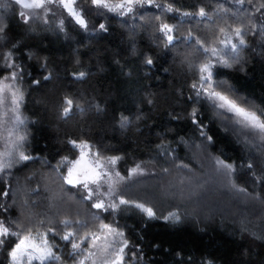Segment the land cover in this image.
Listing matches in <instances>:
<instances>
[{
    "label": "trees",
    "instance_id": "obj_1",
    "mask_svg": "<svg viewBox=\"0 0 264 264\" xmlns=\"http://www.w3.org/2000/svg\"><path fill=\"white\" fill-rule=\"evenodd\" d=\"M259 2L264 0H253ZM168 4L173 11H166ZM79 5L91 11L89 29L96 33L66 14L63 25L38 16L23 21L17 4L0 0V57L11 52L19 65L26 150L33 157L0 174V193H8L0 196L7 209L0 210V219L17 220L33 235L54 229L47 240L59 259L44 264H78L88 252L92 255L85 264H103L105 246L119 248L123 239L128 240L123 264H264V139L235 123L232 113L218 115L192 88L198 79L195 66L211 59L195 38L213 47L224 36L220 28L227 33L241 27L244 44L224 54L230 66L216 67L213 85L245 106L264 108V9L256 12L247 0L243 6L235 0H152L132 16L117 17L92 11L89 0H79ZM200 8L206 17L183 15ZM161 23L174 26L171 44L161 39ZM101 24L105 27L100 30ZM189 31L194 39H188ZM146 58L153 63L147 64ZM11 71L0 59V77ZM80 72L85 75L79 77ZM66 98L73 105L64 116ZM70 139L87 141L101 157H120L125 175L164 150L199 142L233 165L236 189L254 205L237 218L206 213L187 217L178 211L176 221L163 219L174 212L170 208H155L159 218H149L132 205L99 212L82 198L81 188L61 179L66 170L59 162L79 156ZM94 213L99 220L93 219ZM64 219L88 226L81 229L73 223L65 229L60 223ZM100 223L112 231L99 233L96 247L83 241L82 254L60 238L65 231H96ZM17 242L9 236L0 246V264H13L10 252Z\"/></svg>",
    "mask_w": 264,
    "mask_h": 264
},
{
    "label": "snow or ice",
    "instance_id": "obj_2",
    "mask_svg": "<svg viewBox=\"0 0 264 264\" xmlns=\"http://www.w3.org/2000/svg\"><path fill=\"white\" fill-rule=\"evenodd\" d=\"M90 4L96 9H108L109 11H117L123 9L121 15L130 13L133 11L134 5H143L151 3L152 0H124V2L119 4H112L110 0H89ZM246 0H235V3L243 6ZM18 5H21L23 9H44L49 11L47 5H55L57 7L66 9L68 13L75 17L76 22L81 24L84 27H87L86 21L84 20L81 12L83 9H79L76 6V0H16ZM83 3V0H81ZM249 5H252L256 12L264 9V2H259L253 4V0H247ZM157 8L162 7L160 4L155 5ZM166 11H173L172 5L168 4ZM22 17H25V20L28 18V14L24 11L19 13ZM184 16H200L206 17L208 14L205 12L204 8H200L196 13H183ZM63 25V21L60 22ZM101 29H104V25H100ZM158 30L163 33L161 39H165L167 44H171L174 40L173 32L174 26L167 23H161L158 25ZM4 31V26L0 25V32ZM219 31L225 33L224 28H220ZM232 32L236 37L239 38V43H244V30L241 27H235L232 29ZM188 39H194L191 31L187 34ZM195 42L201 46L204 52L211 53V56L218 57V62L228 65V61L223 58L221 52L216 47L206 46L204 41L195 38ZM221 44L230 45L231 49L234 51L237 47L235 43H231L230 39L221 40ZM8 68L13 69L8 76L0 77V138H3L7 143H11L16 150V160L18 161H28L33 159L32 156L25 154V151L22 150L23 145L26 143L27 133L26 131H21L20 126L24 125L25 121L19 114V106L23 99L22 93H19V89H13L11 83H4L5 81H15L18 75L17 69L19 65L15 64L12 59V53L8 52L3 57H0ZM145 62L147 64H152L153 61L151 58H146ZM212 61L210 59L205 60L204 62L196 65L198 79L195 83L192 84V88L197 89L196 95H206L214 105L218 108L225 109L228 112L233 113L235 118V123L243 126L246 129L251 130L255 134H258L262 139H264V108L256 109L250 106H245V103L239 102L238 98L233 97L228 94V91H218L217 86L213 85L212 82ZM84 72L79 73V77H83ZM62 114L67 116L71 111L73 101L72 99H65L63 101ZM11 114V115H10ZM195 116V112L192 113ZM122 121L126 122L127 117H121ZM11 122L12 127L7 128L6 125ZM6 133V135H5ZM14 137V139H12ZM210 140L211 137H208ZM73 149H79V158L75 160H69L68 157H64L58 164L63 166L66 164L71 165L66 169L67 175H62L61 179L64 180L67 184L73 186H79L83 189L82 198L88 201H91L90 207L99 210V212H108L109 210H116L119 205H132L135 208L140 209L145 215L149 218H159L156 215V212L152 207L146 206L143 203H137L135 201H130L123 199L122 196H117V193L113 187V184L110 183V173L101 161H106L109 165H115V163L120 159L118 156L113 157H101L98 152L92 151V145L84 140H68ZM87 154L91 155L92 162L94 167L92 168H77V165H80L85 158L86 151ZM13 153L11 150H5L0 152V172H3L5 169L10 168L13 159ZM217 163L222 167L233 170V165L226 164L224 161L217 160ZM251 167V165H249ZM143 170L137 165L135 168L130 170V174H142ZM114 175L120 179L119 172H114ZM83 177V179H82ZM107 185V187H105ZM240 191H246L245 189H240ZM8 193L5 191L0 193V196H7ZM114 198V199H113ZM0 210L7 211L3 203H0ZM179 215L175 212H169L166 216L163 217L165 220H179ZM94 220H99V214H93ZM43 223V222H41ZM64 225L65 229L71 228L73 223L81 226V229L87 227V223L81 220H71L64 219L60 221ZM23 229V233L21 231ZM107 230L111 232V226L108 224L100 223L96 231L89 230L86 233L78 234L76 231H65L60 238L64 241H69L70 246L73 249L75 254H82L86 249H81V244L83 241L88 240L92 247H96L95 240L100 239L99 233ZM54 233V229L49 228L46 232L36 231L33 235V232L30 228H24V226L17 220L9 219L5 222L4 219H0V246H2L5 240L9 237L18 238V242L13 246L10 256L12 258L13 264H25V257L27 258V264H32L33 260H37L40 264H44L46 260H58L59 257L56 256L53 252V246L49 244L47 240L48 234ZM55 234V233H54ZM117 235L123 237V233H117ZM22 237V238H21ZM106 239V237H105ZM128 247V240L123 239L121 241V246L116 249H111L110 245H106L103 251L106 253V256L103 260V264H123L124 259V249ZM135 253H133L134 255ZM92 253L88 252L87 255H83V258L78 261V264H85V261L88 260L89 256ZM75 258V256H74Z\"/></svg>",
    "mask_w": 264,
    "mask_h": 264
},
{
    "label": "rangeland",
    "instance_id": "obj_3",
    "mask_svg": "<svg viewBox=\"0 0 264 264\" xmlns=\"http://www.w3.org/2000/svg\"><path fill=\"white\" fill-rule=\"evenodd\" d=\"M9 1L17 4L16 0ZM122 2L110 3L119 4ZM149 4L150 3L134 5L133 11L124 15H121L123 9L109 11L108 9H96L94 6H91L92 11L100 14L104 12L117 17H129L132 16L137 10L147 7L146 5ZM18 6L21 11H24L28 14L27 20H25V17L20 15L23 21H28L29 19L38 16L43 17L44 21H48L50 18H53L51 22L61 25L60 22L63 21V14H66L82 29H87V32L96 33L93 29H89L91 23L88 18L89 12H91L89 9L85 10L82 8L83 11L81 12V15L87 24V27H84L77 23L75 17H72L66 9L57 7L55 5H47V8L50 9L49 11H45L44 9H23L21 5ZM76 6L78 10L81 9L79 0H76ZM98 29L101 30V28ZM229 39L231 43H235L237 45L236 49L240 45L244 44L239 43V38L236 37L232 31L227 32V36L224 34V36L218 42H216V45L213 46L220 50L223 57L226 52L233 50L231 49L230 45L226 46V44H221L220 41L225 40L227 42ZM218 59V57L211 56L210 60L212 61L213 65L211 68L212 76L216 71V67L220 65ZM4 83H11L13 85V89H19V93H22L23 95L22 88L17 78L15 81H5ZM202 96L208 99L206 95L202 94ZM208 100L214 105L210 99ZM22 104L23 99L19 106V114L25 121L24 125L20 126L21 131L23 132L26 131V119L22 112ZM215 109L218 115L231 114V112L216 106ZM6 127L11 128V122H9ZM12 139H14V137ZM26 145L27 139L22 150L25 151V154H28ZM5 150L12 151L13 163L10 168L5 169L3 172L12 170L13 168L26 162L16 160L17 153L13 145L11 143L6 144V141L3 138H0V152ZM85 151V158L80 165H77V168L94 167L91 155L87 154V150ZM217 160L221 159L214 156L209 147L197 142L195 144H185L181 148L176 147L174 150H164L160 154V157L156 158L155 160L137 164L143 170L142 174L133 175L130 174L129 171L128 175H125L120 170L118 161L115 163V165H109L103 160L101 163L104 164L107 169H109L110 173H112L109 182L113 184L117 196H122L123 199L135 201L137 203H148V205L152 207L153 210L155 208H170L175 213L179 211L184 215L186 214L187 217L200 216L202 213H206L222 214L226 216L230 215L233 218H237L238 214H246V210L254 204L249 198L242 197V194L236 189L232 179L234 168L233 170H228L219 165ZM63 166L65 170L68 167H71L69 164ZM3 172H0V174ZM114 172H119L120 177H124V179H120L119 177L115 176ZM74 187L81 188L79 186ZM105 187H107V185H105ZM81 190L83 191L82 188ZM122 206L125 205H119L116 210L109 211L116 212ZM34 261L37 260H33L32 263ZM25 264H27L26 257Z\"/></svg>",
    "mask_w": 264,
    "mask_h": 264
}]
</instances>
